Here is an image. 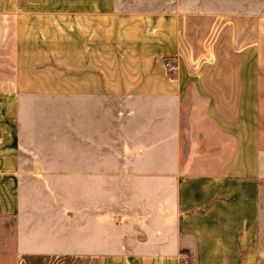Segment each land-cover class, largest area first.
I'll return each mask as SVG.
<instances>
[{"label":"crops","instance_id":"0c3cea01","mask_svg":"<svg viewBox=\"0 0 264 264\" xmlns=\"http://www.w3.org/2000/svg\"><path fill=\"white\" fill-rule=\"evenodd\" d=\"M180 1L0 0L1 187L44 99L83 103L81 170L49 171L80 186L20 220L15 264H261L264 2Z\"/></svg>","mask_w":264,"mask_h":264},{"label":"rangeland","instance_id":"374dc122","mask_svg":"<svg viewBox=\"0 0 264 264\" xmlns=\"http://www.w3.org/2000/svg\"><path fill=\"white\" fill-rule=\"evenodd\" d=\"M165 1L167 0H164V3ZM183 1L181 0L180 4ZM243 1L196 0V3H201V6L206 8H218L222 4H225L226 7L227 5L233 7L244 3L251 5L261 2L260 0ZM178 2L179 0H169L171 5L178 4ZM5 101L7 99H0V112L4 113L1 107L4 108L6 111L5 116L9 117L11 116V106L5 108ZM44 103L45 107H53L54 110H52L53 114H50L51 110L49 109L50 115L46 116L42 121L44 127L41 130L42 133H40L42 136L41 141L36 145L32 142L24 152L26 161L22 164L29 172H27L25 177L6 179L8 180V184L6 181L3 187L0 186V196L2 190H7L11 194L9 195L11 207L9 212L5 214L0 213V264H15L18 224L22 223L20 220L26 219L29 222L30 218H38L41 221L42 217L47 216V211L52 210L51 207L49 208V204L64 201L67 184L70 185V182L73 180L77 187L80 186V177L65 178L61 175L57 177V175L50 174L49 171L58 172L66 168L65 163H61L59 160L55 162L53 159L55 157H59V159L60 157L65 158V151L67 149L70 152L69 154L74 155L76 159L74 162L68 163L67 168L71 165L75 171L81 170L82 163L79 159L83 150V103L81 99H72V101L68 100V102L65 99H44ZM107 104L111 103L107 102ZM1 113L0 121L2 117ZM119 148L123 149L124 145L119 146ZM107 149L109 150V148ZM31 156H34V158H31ZM122 164L125 166V163ZM17 190L21 193H18L20 195L19 199L14 194ZM17 201H20V204ZM17 204L19 208H17ZM189 241L190 239L187 240V242ZM261 264H264V258L261 260Z\"/></svg>","mask_w":264,"mask_h":264},{"label":"built area","instance_id":"2783aa9c","mask_svg":"<svg viewBox=\"0 0 264 264\" xmlns=\"http://www.w3.org/2000/svg\"><path fill=\"white\" fill-rule=\"evenodd\" d=\"M164 65H165L166 69L169 71L173 70L175 68V65H174L171 58H165Z\"/></svg>","mask_w":264,"mask_h":264},{"label":"trees","instance_id":"16d2710c","mask_svg":"<svg viewBox=\"0 0 264 264\" xmlns=\"http://www.w3.org/2000/svg\"><path fill=\"white\" fill-rule=\"evenodd\" d=\"M181 250H182V252H185V253H186V251H187L185 248H181ZM185 260H186V259H185ZM187 261H188V262H193L191 256H188ZM182 262H184V260H183Z\"/></svg>","mask_w":264,"mask_h":264}]
</instances>
